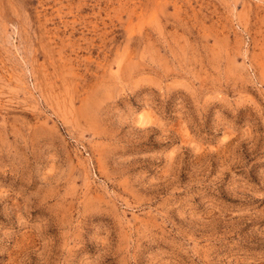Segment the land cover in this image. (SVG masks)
<instances>
[{
    "label": "rangeland",
    "instance_id": "rangeland-1",
    "mask_svg": "<svg viewBox=\"0 0 264 264\" xmlns=\"http://www.w3.org/2000/svg\"><path fill=\"white\" fill-rule=\"evenodd\" d=\"M0 264H264V0H0Z\"/></svg>",
    "mask_w": 264,
    "mask_h": 264
}]
</instances>
